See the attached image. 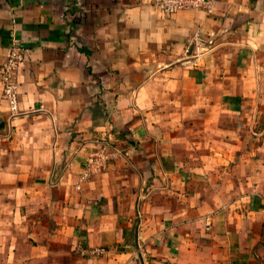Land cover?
<instances>
[{"label": "crops", "instance_id": "0c3cea01", "mask_svg": "<svg viewBox=\"0 0 264 264\" xmlns=\"http://www.w3.org/2000/svg\"><path fill=\"white\" fill-rule=\"evenodd\" d=\"M153 1L0 0V264H264V0Z\"/></svg>", "mask_w": 264, "mask_h": 264}, {"label": "built area", "instance_id": "2783aa9c", "mask_svg": "<svg viewBox=\"0 0 264 264\" xmlns=\"http://www.w3.org/2000/svg\"><path fill=\"white\" fill-rule=\"evenodd\" d=\"M153 7L167 16L176 15L184 10H201L211 14L215 8V2L214 0H154ZM205 41L201 33L196 34L194 37V44L197 49L204 47ZM23 60L24 49L18 40H14L6 62L2 67L3 98L9 105L12 116L21 114L17 72ZM120 155L121 152L111 142H104L87 155L81 175L82 180L88 181L100 174L111 161L119 158ZM206 223L207 227H210V219H207ZM97 251L101 253L104 250L99 249Z\"/></svg>", "mask_w": 264, "mask_h": 264}, {"label": "rangeland", "instance_id": "374dc122", "mask_svg": "<svg viewBox=\"0 0 264 264\" xmlns=\"http://www.w3.org/2000/svg\"><path fill=\"white\" fill-rule=\"evenodd\" d=\"M263 126H264V119H263ZM198 136H199V139H198V142H199V144H200V142H201V140H203V142H205V140H207V138H208V133H199L198 134ZM129 140H131L132 138L131 137H129L128 138ZM200 146V145H199ZM199 151L201 150V149H198Z\"/></svg>", "mask_w": 264, "mask_h": 264}]
</instances>
